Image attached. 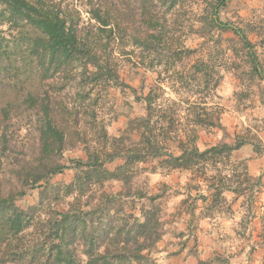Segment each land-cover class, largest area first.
Returning <instances> with one entry per match:
<instances>
[{
    "label": "rangeland",
    "instance_id": "rangeland-1",
    "mask_svg": "<svg viewBox=\"0 0 264 264\" xmlns=\"http://www.w3.org/2000/svg\"><path fill=\"white\" fill-rule=\"evenodd\" d=\"M178 1L168 8L166 4L153 7L145 0H52L87 35L97 27L90 11L98 6L110 10L117 31L111 53L120 81L117 86L106 82L85 86L80 65L48 80L41 79L33 60L26 62L21 73L10 69L22 65L16 48L33 31L0 24V33L15 53L0 65V109L9 112L3 121L0 111V184L4 193H15L20 207L37 205L34 225L25 230L23 240L40 235L58 211L76 215L90 211L87 222L108 213L120 225L126 219L142 222V211L153 206L158 209L161 236L144 254L155 264H264V0H225L223 5L218 0ZM216 7L217 15L213 13ZM151 14L155 24L147 22ZM215 16L245 30L263 78L252 69L238 36L213 25ZM151 89L166 116L157 124L155 139L169 151L178 155L179 139L191 133H196L200 150L234 144L236 137L245 139L250 142L233 151L228 160L216 159L210 166L206 162L207 174L216 185L223 177L221 187L232 189L244 179L246 166L248 174L261 182H245L239 193L224 190L216 201L197 169L172 168L163 158H149L131 166L128 184L119 180L90 183L82 177L77 190L66 194L65 185L82 175L77 161L86 160L87 149L102 158L103 152L112 149L104 132L108 137L121 136L126 145L129 140L141 141V130H136L134 121L145 116L146 110L136 97ZM87 92L94 99L88 106L90 116L74 115L86 102L79 94ZM46 98L58 109L56 121L67 123L70 133L61 153L53 156L62 170L32 186L41 164L37 107ZM196 119H210L213 124H196ZM122 162L118 157L104 167L113 170ZM52 187H58L57 193ZM107 218L106 214L104 221ZM82 240L76 242L75 252L83 262ZM120 255L115 264H138L125 258L127 251ZM0 261L18 264L6 262V257Z\"/></svg>",
    "mask_w": 264,
    "mask_h": 264
},
{
    "label": "trees",
    "instance_id": "trees-1",
    "mask_svg": "<svg viewBox=\"0 0 264 264\" xmlns=\"http://www.w3.org/2000/svg\"><path fill=\"white\" fill-rule=\"evenodd\" d=\"M147 3L156 7L161 4L168 5V8L176 6L178 0H145ZM225 0H218L217 4L223 5ZM0 24L9 27L17 26L21 32L33 31L25 44L19 48L17 55L21 56L22 65L12 67L17 72L26 66V62L33 60L34 68L41 75V79H56L67 72L69 68L76 65L81 66L79 74L88 87L89 84L97 86L106 82L110 85L117 86L120 84L119 76L115 67H113L111 53L112 44L117 39L115 20L107 7H97L90 11L92 18L96 21L97 27L89 35L83 33V30L67 18L62 11L55 6L52 0H0ZM217 15V11L213 9ZM149 24H155L157 21L151 14ZM213 25L219 29H229L238 36L245 53L249 57L252 69L256 74L263 78V69L254 50V45L249 40L245 30L242 27L223 23L222 21L211 19ZM18 47V46H17ZM11 50L9 39L5 34L0 33V65L4 61L11 60ZM15 53H12V55ZM30 68V67H29ZM196 69L200 67L196 66ZM19 73V74H20ZM17 74V73H16ZM79 98L86 101L79 108L72 112L74 115L90 116L88 106L93 103L94 99L89 93H80ZM145 104L146 114L136 122V130H141V141L133 142L129 140L130 145H126L123 138L108 137L104 132L103 138L112 145V149L103 152V158L99 154L87 149L88 155L86 160H78L77 168L81 170L82 175H77L74 181L65 185L66 194H71L77 190V184L82 177L90 183H102L107 180H119L128 184L131 179V166L135 162H143L149 158H163L172 168H183L188 170L197 169L206 182L211 196L219 201L224 190H230L233 193H239L243 188V183L255 180L258 184L261 179L248 174L247 167L243 171L244 179L237 181V186L221 187L224 183L223 177H219V183L216 185L212 176H208L206 169L210 166V161L216 159L228 160L232 152L242 147L245 139H237L234 144L222 143L210 146L200 150L196 144V133L186 135V139H179V154L174 155L166 147L167 145L155 139V129L160 120H165L166 116L161 114L163 110L159 103V97L151 89L147 94L136 97ZM38 112L40 113L39 125V144L40 158L38 164L40 168L32 177V186L39 183L42 179L62 170V166L54 161L53 156L61 153L67 142V136L70 133L68 124L58 123L55 119V113L58 109L51 106L45 99L39 100ZM3 121H7L8 110L4 107L0 109ZM71 111V110H70ZM65 112H69L67 109ZM92 116V113H90ZM94 114V113H93ZM200 118L199 115H197ZM153 119H156L153 121ZM196 119L195 123H205L212 125L210 119ZM2 121V122H3ZM133 124V122H132ZM4 134V133H3ZM5 135H3L2 140ZM122 158L123 162L117 165L113 170L104 167L106 162H111L115 158ZM203 162V164L201 163ZM211 166L213 164L211 163ZM34 169V168H33ZM36 169V167H35ZM244 180V182H243ZM24 181H26L24 179ZM47 184V183H46ZM216 186V187H215ZM53 192L57 193L58 187H52ZM15 193H4L0 184V257L6 262L18 264H115L121 260L122 251H127L125 258L130 261H136L138 264H155L149 255L144 251L152 247L161 236L158 229V209L150 207L143 210L142 222L133 219L129 222L127 219L124 223L117 225L113 217L104 221L106 216L103 215L95 219H86L90 211H84L81 215L71 214L70 211H58L53 217L48 219L46 229L43 227L40 235H35L26 241L23 240L25 230L34 225L35 216L33 211L37 205L22 208L16 204ZM17 194H24L18 191ZM201 199L206 200L205 195ZM109 200V199H106ZM41 204V201L38 203ZM39 206V205H38ZM129 227V228H128ZM80 237H83L81 253L85 261L77 260L78 254L75 252V244ZM103 248V251L101 249ZM4 262V261H0ZM199 264H204L200 261Z\"/></svg>",
    "mask_w": 264,
    "mask_h": 264
},
{
    "label": "water",
    "instance_id": "water-1",
    "mask_svg": "<svg viewBox=\"0 0 264 264\" xmlns=\"http://www.w3.org/2000/svg\"><path fill=\"white\" fill-rule=\"evenodd\" d=\"M215 11H217V7L215 8ZM214 18H215V20H217V17L216 16Z\"/></svg>",
    "mask_w": 264,
    "mask_h": 264
},
{
    "label": "crops",
    "instance_id": "crops-1",
    "mask_svg": "<svg viewBox=\"0 0 264 264\" xmlns=\"http://www.w3.org/2000/svg\"><path fill=\"white\" fill-rule=\"evenodd\" d=\"M237 150H239V149H237Z\"/></svg>",
    "mask_w": 264,
    "mask_h": 264
}]
</instances>
